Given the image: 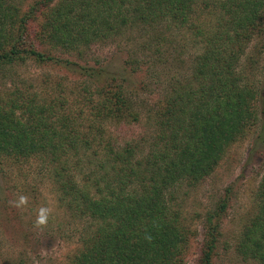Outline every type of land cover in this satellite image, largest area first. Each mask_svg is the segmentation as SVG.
Returning a JSON list of instances; mask_svg holds the SVG:
<instances>
[{"label":"trees","instance_id":"1","mask_svg":"<svg viewBox=\"0 0 264 264\" xmlns=\"http://www.w3.org/2000/svg\"><path fill=\"white\" fill-rule=\"evenodd\" d=\"M26 1L0 0L4 75L28 60L70 63L98 88L108 69L63 61L51 49L83 58L84 47L114 40L133 23L154 34L157 52L167 32L191 31L198 38L202 51L190 75L159 102L155 141L142 157L131 144L117 150L112 139L103 142L105 130L93 124L82 134L77 118L36 94L17 87L0 96V160L43 157L60 206L72 219L85 221L78 229L81 245L68 264H183L194 232L171 204L176 188L209 177L229 148L261 121L257 140L264 144L263 95L240 69L247 44L264 32V0H61L54 5L56 0H36L25 8ZM198 15L209 22L200 24ZM39 18L35 37L41 49L29 40L30 24ZM106 78L94 120L139 121L124 87L127 77ZM256 197L257 211L240 248L246 258L264 264V178ZM227 206L224 199L208 214L200 264H213Z\"/></svg>","mask_w":264,"mask_h":264},{"label":"rangeland","instance_id":"2","mask_svg":"<svg viewBox=\"0 0 264 264\" xmlns=\"http://www.w3.org/2000/svg\"><path fill=\"white\" fill-rule=\"evenodd\" d=\"M34 1H26L24 7ZM196 19L203 25L209 22L199 15ZM40 21L41 18L30 24L29 37L38 49L42 45L37 42L35 31ZM123 31L114 40L98 41L90 48L83 46V58L79 52L51 51L63 61L106 68L109 75L127 77L124 87L140 114L139 121L94 120V105L101 99L98 91L109 75L103 76L96 88L84 70L70 63L43 65L28 60L16 65L6 75L0 73V96L17 87L36 94L42 103L53 102L77 118L82 134L88 133L93 124L105 130L103 142L112 139L117 150L131 144L137 157H142L151 151L155 141L153 116L159 102L179 79L190 75L202 48L191 31L167 32L161 52L156 51L154 34L146 33L141 25L133 23ZM240 69L264 99V32L247 44ZM261 126L262 121L234 143L216 170L201 183H185L176 188L171 204L182 211L184 222L194 232L183 264H200L208 214L216 212L224 199L228 206L220 222L213 264H263L246 258L240 248L245 227L256 214V195L264 178V144L257 140ZM84 223L72 219L69 211L60 206L56 185L43 157L0 160V264H68L81 245L78 229L82 230Z\"/></svg>","mask_w":264,"mask_h":264},{"label":"clouds","instance_id":"3","mask_svg":"<svg viewBox=\"0 0 264 264\" xmlns=\"http://www.w3.org/2000/svg\"><path fill=\"white\" fill-rule=\"evenodd\" d=\"M43 211H45V210H42V212H43ZM41 222H43V221L41 220Z\"/></svg>","mask_w":264,"mask_h":264}]
</instances>
